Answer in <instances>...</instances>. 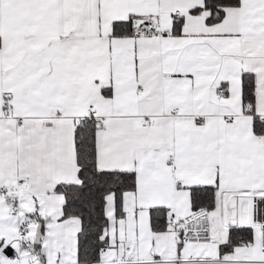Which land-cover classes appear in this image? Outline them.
I'll return each instance as SVG.
<instances>
[{
    "label": "snow or ice",
    "instance_id": "6c2138e0",
    "mask_svg": "<svg viewBox=\"0 0 264 264\" xmlns=\"http://www.w3.org/2000/svg\"><path fill=\"white\" fill-rule=\"evenodd\" d=\"M0 264H264V0H0Z\"/></svg>",
    "mask_w": 264,
    "mask_h": 264
}]
</instances>
